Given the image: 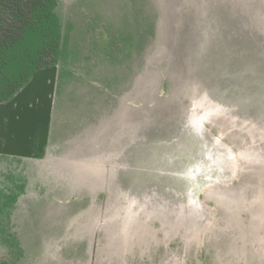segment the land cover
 <instances>
[{
    "label": "rangeland",
    "instance_id": "rangeland-1",
    "mask_svg": "<svg viewBox=\"0 0 264 264\" xmlns=\"http://www.w3.org/2000/svg\"><path fill=\"white\" fill-rule=\"evenodd\" d=\"M156 1L0 0V100L17 97L33 73H54L56 124L69 123L94 100L97 110L108 100L109 114H126L141 105L138 82L149 89L157 69L159 93L188 102L169 71L167 43L157 48V32L170 38L157 25ZM231 126L227 121V134L241 148L243 174L227 186L202 189L199 208L186 214L109 221V243L100 231L94 236L89 223L94 195L107 191L70 188L49 161L1 153L0 264H264V162L252 165L263 142L242 126L232 133ZM140 155L132 152L124 166L140 167ZM118 214L125 217L124 209ZM107 244L109 253L100 252Z\"/></svg>",
    "mask_w": 264,
    "mask_h": 264
},
{
    "label": "water",
    "instance_id": "water-1",
    "mask_svg": "<svg viewBox=\"0 0 264 264\" xmlns=\"http://www.w3.org/2000/svg\"><path fill=\"white\" fill-rule=\"evenodd\" d=\"M154 4L157 25L170 38L157 32V48L160 51L163 41L167 43L169 71L181 80L179 90H185L189 99L163 97L161 74L154 69L158 81L148 82L150 90L139 79L143 93L137 108L109 114V105L101 104L97 133L104 134L108 126L109 134H141L138 147L144 154L139 166L146 172L141 175L145 188L138 187L137 174H129L135 182L132 188L109 189L113 190L110 196L109 190L91 189L107 191L109 196L108 206L102 205L106 196L93 194L98 200L87 201L96 204L95 216L89 218L94 236L99 231L104 236L109 221L148 222L162 213L186 214L199 208L202 189L234 182L245 171L241 148L226 132L227 121L232 133L242 126L264 143V0H158ZM174 85L178 89L176 81ZM263 143L252 164L256 169L264 162ZM124 159L109 157V169H128ZM88 161L85 168L90 166ZM67 162L70 170L77 171L63 172L66 178L88 174L82 170L83 161ZM122 208L125 217L118 214ZM140 212L150 215L139 216Z\"/></svg>",
    "mask_w": 264,
    "mask_h": 264
},
{
    "label": "crops",
    "instance_id": "crops-1",
    "mask_svg": "<svg viewBox=\"0 0 264 264\" xmlns=\"http://www.w3.org/2000/svg\"><path fill=\"white\" fill-rule=\"evenodd\" d=\"M54 76V73L43 77L33 73L28 86L20 91L17 97L16 94H11L8 98L0 100V154L41 158L55 164L57 171L64 173L77 171L75 168L70 170L67 161H83L82 170L87 169L88 174L73 178L67 176L70 188L124 190L135 186L129 174H137L138 187L145 188L141 176L145 170L142 168H121V171L109 169V157H131L132 152L139 149L141 134H109L108 126L104 134H98V103L95 100L92 105L87 104L90 109L81 115H75L73 120L69 119V123L62 122V126L56 124ZM34 98L40 99L35 101ZM104 104L107 107L109 101ZM62 127L63 129H59ZM56 141L61 143L59 142V147L54 148ZM130 145L134 148H129ZM139 150L142 156L144 151ZM103 158L105 160L101 161ZM85 160L90 162L88 168H85ZM152 171L156 172L155 169ZM102 205H109V196L103 199ZM104 237L109 243V227ZM101 248V252L109 253V244Z\"/></svg>",
    "mask_w": 264,
    "mask_h": 264
}]
</instances>
